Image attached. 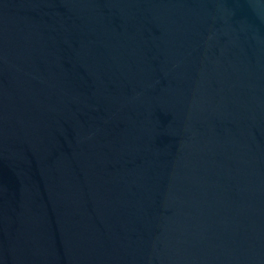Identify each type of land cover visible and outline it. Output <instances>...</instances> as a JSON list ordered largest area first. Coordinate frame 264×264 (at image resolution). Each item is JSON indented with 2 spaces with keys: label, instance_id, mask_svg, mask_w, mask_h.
I'll return each mask as SVG.
<instances>
[{
  "label": "water",
  "instance_id": "water-1",
  "mask_svg": "<svg viewBox=\"0 0 264 264\" xmlns=\"http://www.w3.org/2000/svg\"><path fill=\"white\" fill-rule=\"evenodd\" d=\"M0 264H264V0H0Z\"/></svg>",
  "mask_w": 264,
  "mask_h": 264
}]
</instances>
